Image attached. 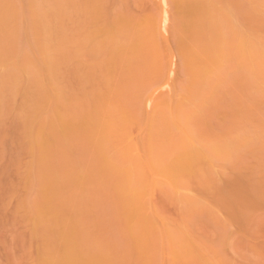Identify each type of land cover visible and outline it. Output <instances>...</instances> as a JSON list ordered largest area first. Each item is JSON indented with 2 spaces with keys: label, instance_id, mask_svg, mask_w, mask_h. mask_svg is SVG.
<instances>
[{
  "label": "rangeland",
  "instance_id": "1",
  "mask_svg": "<svg viewBox=\"0 0 264 264\" xmlns=\"http://www.w3.org/2000/svg\"><path fill=\"white\" fill-rule=\"evenodd\" d=\"M68 249L264 264V0H0V264Z\"/></svg>",
  "mask_w": 264,
  "mask_h": 264
},
{
  "label": "bare ground",
  "instance_id": "2",
  "mask_svg": "<svg viewBox=\"0 0 264 264\" xmlns=\"http://www.w3.org/2000/svg\"><path fill=\"white\" fill-rule=\"evenodd\" d=\"M166 19H164L165 21ZM62 125H64L62 123ZM83 257V256H82ZM81 255L76 254V252L72 249H68L65 253L62 254V257L58 258L54 264H92V260L87 262L86 259L82 258ZM87 262V263H85ZM93 264H96L93 262ZM98 264V262H97ZM100 264V261H99ZM102 264V262H101Z\"/></svg>",
  "mask_w": 264,
  "mask_h": 264
}]
</instances>
